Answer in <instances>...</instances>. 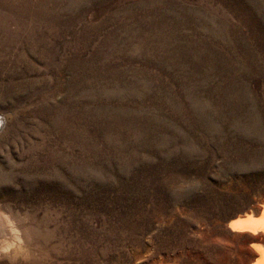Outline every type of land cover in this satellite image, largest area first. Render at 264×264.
I'll return each instance as SVG.
<instances>
[{
  "label": "rangeland",
  "instance_id": "1",
  "mask_svg": "<svg viewBox=\"0 0 264 264\" xmlns=\"http://www.w3.org/2000/svg\"><path fill=\"white\" fill-rule=\"evenodd\" d=\"M0 118V264L252 261L264 0H0Z\"/></svg>",
  "mask_w": 264,
  "mask_h": 264
},
{
  "label": "bare ground",
  "instance_id": "2",
  "mask_svg": "<svg viewBox=\"0 0 264 264\" xmlns=\"http://www.w3.org/2000/svg\"><path fill=\"white\" fill-rule=\"evenodd\" d=\"M16 225L17 224H15L14 220L8 214H6V212L0 210V228H2V230L10 237L9 241L0 246V251L7 252L8 249L13 247H15L16 252H19L23 249L25 238L24 234L26 235L27 229H24L23 233ZM226 228L231 233V235L237 237L243 242V245L238 248L239 251H249L252 257V261L249 264H264L263 205L255 211L250 209L248 211H242L233 214L232 218L227 221Z\"/></svg>",
  "mask_w": 264,
  "mask_h": 264
},
{
  "label": "water",
  "instance_id": "3",
  "mask_svg": "<svg viewBox=\"0 0 264 264\" xmlns=\"http://www.w3.org/2000/svg\"><path fill=\"white\" fill-rule=\"evenodd\" d=\"M0 121H1V118H0ZM0 126H1V122H0Z\"/></svg>",
  "mask_w": 264,
  "mask_h": 264
}]
</instances>
